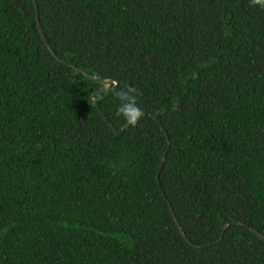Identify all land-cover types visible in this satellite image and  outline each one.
I'll use <instances>...</instances> for the list:
<instances>
[{"label": "trees", "instance_id": "obj_1", "mask_svg": "<svg viewBox=\"0 0 264 264\" xmlns=\"http://www.w3.org/2000/svg\"><path fill=\"white\" fill-rule=\"evenodd\" d=\"M129 86L143 115L119 134ZM254 230L264 9L0 0V264H264Z\"/></svg>", "mask_w": 264, "mask_h": 264}, {"label": "clouds", "instance_id": "obj_2", "mask_svg": "<svg viewBox=\"0 0 264 264\" xmlns=\"http://www.w3.org/2000/svg\"><path fill=\"white\" fill-rule=\"evenodd\" d=\"M250 3L253 7L259 6L264 9V0H250ZM138 95V90L130 86L115 92V97L119 101L117 115L122 116L132 126H136L143 115L137 103Z\"/></svg>", "mask_w": 264, "mask_h": 264}, {"label": "water", "instance_id": "obj_3", "mask_svg": "<svg viewBox=\"0 0 264 264\" xmlns=\"http://www.w3.org/2000/svg\"><path fill=\"white\" fill-rule=\"evenodd\" d=\"M36 5H37V3H36ZM38 24H39V28H40V33H41V36H42V39H43V41L46 43V45H47V47L49 48V50H51L52 51V49H51V47L49 46V44L47 43V41H46V38H45V36H44V34H43V31H42V29H41V26H40V23H39V18H38ZM53 52V51H52ZM53 54L55 55V57H57V55H56V53H54L53 52ZM58 58V57H57ZM68 64V63H67ZM69 66H72V65H70V64H68ZM75 69L77 70V71H79V72H84L83 70H81L80 68H78V67H75ZM89 78H93L91 75H89V74H87V73H85ZM102 83H104V84H110L111 82H112V80L111 79H105V80H103V81H101ZM119 82L118 81H115V84L117 85ZM110 90V87L109 88H107L105 91H109ZM102 92V90H97L96 91V94H99V93H101ZM99 112H101V110H99ZM111 125V124H110ZM130 126V124L129 123H127V124H125L122 128H121V130H116L117 131V133H122L125 129H127L128 127ZM163 130H164V132H165V134L168 136V133H167V131H166V129L163 127ZM165 159H166V154L165 155H163V157L161 158V161H160V163H159V166H158V176H157V178H158V181H159V185H160V174H161V170H162V167H163V165H164V161H165ZM160 187H161V185H160ZM167 200V203H168V205L170 206V208H171V211H172V213H173V215H174V218H175V221H176V224H177V226H178V228H179V230L181 231V233H182V235L184 236V238L188 241V242H191L190 241V239L188 238V236H187V234H186V232H185V230L183 229V226L181 225V223H180V221H179V219H178V217L176 216V214H175V211H174V209H173V207L171 206V203L169 202V199H166ZM231 222H226L225 224H224V226H223V232H222V236L219 238V239H217V240H215L213 243H210L209 245H211V244H214V243H218L220 240H222V238H223V236H224V234H225V231H226V228H227V226L230 224ZM233 223H237V221H234ZM240 223V222H239ZM254 232L257 234V235H259L261 238H263L264 239V234H262L261 232H259V231H257V230H254Z\"/></svg>", "mask_w": 264, "mask_h": 264}]
</instances>
